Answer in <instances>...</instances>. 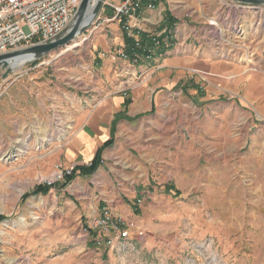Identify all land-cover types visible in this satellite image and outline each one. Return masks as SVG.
<instances>
[{
    "label": "rangeland",
    "instance_id": "1",
    "mask_svg": "<svg viewBox=\"0 0 264 264\" xmlns=\"http://www.w3.org/2000/svg\"><path fill=\"white\" fill-rule=\"evenodd\" d=\"M222 18L208 20L221 25ZM97 23H89L67 50H54L13 72L0 69V110L11 98L18 101L15 107L22 102L36 109L54 91L64 97L83 89L82 81L96 77L116 47ZM248 24L254 31L261 21ZM259 29L251 36L235 26L236 44L247 53L243 72L229 75L227 84L191 67L186 70L190 89L174 87L172 109L187 115L173 119L170 146L150 159L152 180L124 183L142 192L134 196L117 189L110 200L108 209L133 224L125 248L91 244L86 228L101 215L107 198L106 185L96 184L91 174L73 179L62 191L60 177L46 194H30L56 178L61 169L56 159L67 135L53 132V123L56 127L63 119L47 110L37 118L14 108L7 125L20 120L21 126L0 135V214L5 217L0 264H264V40ZM209 88L213 96L204 102L217 101L219 108L212 107L216 111L205 118L207 132L200 136L196 114L207 107L192 97L197 100ZM184 139L186 147L178 148Z\"/></svg>",
    "mask_w": 264,
    "mask_h": 264
},
{
    "label": "crops",
    "instance_id": "2",
    "mask_svg": "<svg viewBox=\"0 0 264 264\" xmlns=\"http://www.w3.org/2000/svg\"><path fill=\"white\" fill-rule=\"evenodd\" d=\"M112 13L109 7L102 6L96 27L109 32L116 47L110 50L111 56L101 64L96 77L82 81L83 89L75 94L64 93V97L54 91L40 99L36 109L23 107L22 102L15 107L18 101L11 98L0 110V135L7 128L21 126L20 120L7 125L14 108L37 118H44L47 110L53 118L63 119L56 127L53 123V132L56 129V133L63 131L67 135L56 159L61 168L87 165L98 148L112 139V143L102 149L101 164L91 174L96 184L106 185L107 198L103 200L108 207L117 189L134 193V196L142 192L124 183L152 180L150 159L156 156V150L170 146L167 136L171 134L173 119L187 115L184 110L172 109L174 87L178 84L187 90L191 87L186 70L193 67L208 71L211 81L227 84L229 75L243 72L247 53L236 44L239 41L233 34L235 26L251 36H256L260 28L257 34L262 33L264 40V7L238 5L231 0H160L154 9L143 5L138 26L133 30L150 37L165 34L173 42L168 43L164 53L156 52L137 63L114 56L123 50L124 43L122 21L107 20ZM221 15V25L209 23L208 17L219 19ZM259 20L260 26L251 30L249 21L252 24ZM261 60L262 57L256 59ZM213 93L214 89L209 88V92L197 100L192 97L196 103L207 107L196 114L200 136L207 132L205 118L216 111L212 107H217V101L204 102L212 98ZM186 145L184 139L178 148ZM80 176L77 170L74 179L79 180Z\"/></svg>",
    "mask_w": 264,
    "mask_h": 264
},
{
    "label": "built area",
    "instance_id": "3",
    "mask_svg": "<svg viewBox=\"0 0 264 264\" xmlns=\"http://www.w3.org/2000/svg\"><path fill=\"white\" fill-rule=\"evenodd\" d=\"M159 1L118 0L113 3L110 0H103L102 5H107L113 12L107 20L122 21V28L129 36L134 37L138 46L133 29L138 26L143 5L148 9H154ZM80 2L81 0H0V53L55 39L72 22ZM99 18L98 15L95 21ZM158 37L152 36L154 47L162 45L168 47L169 42L165 39L158 42ZM116 55L127 58L122 50L117 51ZM150 57L146 56L145 59ZM59 167L56 165V168ZM72 170V166L61 168L54 180L39 184L56 183L58 178H64L65 175L71 174ZM137 201L139 202L140 198ZM108 208V206L102 207L101 215L96 217L92 226L86 230L97 233L94 237L96 246L114 247L121 243V246L125 248L124 243L131 237L130 229L133 224L123 216L113 214Z\"/></svg>",
    "mask_w": 264,
    "mask_h": 264
},
{
    "label": "water",
    "instance_id": "4",
    "mask_svg": "<svg viewBox=\"0 0 264 264\" xmlns=\"http://www.w3.org/2000/svg\"><path fill=\"white\" fill-rule=\"evenodd\" d=\"M232 1L237 2L239 4L250 5L254 7L264 6V0H232ZM102 3L103 0L96 1V3L91 7L90 10V21L84 24L83 21L85 18V14L89 10L92 1L81 0L72 22L60 35H58L55 39L48 42L38 43L21 49L0 53V69H3L4 72H11L9 71L8 60L19 55H23V54L30 55L31 59L28 61L30 62V61H36L41 57L48 55L50 52L54 50H58L61 48L62 49L68 48L70 44H73L75 39L84 32V30L89 25V23L94 21V19L96 20L97 16L101 11Z\"/></svg>",
    "mask_w": 264,
    "mask_h": 264
},
{
    "label": "trees",
    "instance_id": "5",
    "mask_svg": "<svg viewBox=\"0 0 264 264\" xmlns=\"http://www.w3.org/2000/svg\"><path fill=\"white\" fill-rule=\"evenodd\" d=\"M133 31L138 40V46L136 45L134 37L129 36L127 32L122 28V37H123V43H124V47L122 51L125 53V55L130 61L138 63L144 60L146 56H152L156 52L162 54L167 49V47H164L163 45L155 48L153 45L152 37L140 31H136V30H133ZM164 39L167 40L169 43L173 42V39L169 38V36L165 34L158 37V42L163 41ZM125 102L127 104V101ZM111 143H112V139H109L100 148H98L94 157L87 165L75 166L71 174L64 176L62 187H65L67 184H69L74 179L75 173L77 170L79 171L80 174H83V175L92 174L100 163V156H101L102 149L105 146L110 145ZM55 184L56 183H53L50 185L38 184L30 191V194H38V193L46 194L52 187H55ZM171 188L172 187L170 185L166 186L167 191L170 190ZM135 207L136 206L134 205V208ZM135 211H138L137 208H135ZM3 219H5V217L2 214H0V221H2ZM89 234L91 236V244L95 245L94 237L96 236L97 233L89 230Z\"/></svg>",
    "mask_w": 264,
    "mask_h": 264
},
{
    "label": "bare ground",
    "instance_id": "6",
    "mask_svg": "<svg viewBox=\"0 0 264 264\" xmlns=\"http://www.w3.org/2000/svg\"><path fill=\"white\" fill-rule=\"evenodd\" d=\"M92 1V4L89 8V10L87 11V13L85 14V18H84V21L83 23L86 24L90 21V10H91V7L96 3V1L98 0H91ZM70 46L67 49H69ZM31 59V56L28 55V54H23V55H19V56H16V57H13L11 59L8 60V67H9V71L13 72L15 71L16 69L20 68L24 63L28 62L29 60ZM15 68V70H13Z\"/></svg>",
    "mask_w": 264,
    "mask_h": 264
}]
</instances>
